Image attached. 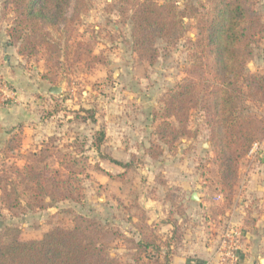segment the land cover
<instances>
[{
  "label": "rangeland",
  "instance_id": "rangeland-1",
  "mask_svg": "<svg viewBox=\"0 0 264 264\" xmlns=\"http://www.w3.org/2000/svg\"><path fill=\"white\" fill-rule=\"evenodd\" d=\"M10 1L0 0V184L6 181L11 196L6 201L0 189V232L11 227L22 240L36 239L71 228L81 215L97 220L106 252L121 264H264V228L254 227L264 196L240 197L251 169L264 164V136L255 142L257 157L240 159L236 182L226 189L200 107L189 113V134L165 141L160 133L163 97L190 77L200 26L190 7L206 0H155L189 10L180 39L156 41L153 64L132 51L130 11L119 0H70L63 22L45 27L49 47L20 55ZM252 1L264 22V0ZM251 47L246 70L263 74L264 31ZM240 110L264 128L263 104L242 102ZM98 132L104 137L97 150ZM41 149L47 155L39 163ZM43 164L47 178L69 180L73 198L50 200L16 170ZM257 190L255 196L264 194ZM235 230L237 249L229 243ZM145 238L155 239L159 254L152 246L137 251Z\"/></svg>",
  "mask_w": 264,
  "mask_h": 264
},
{
  "label": "trees",
  "instance_id": "trees-1",
  "mask_svg": "<svg viewBox=\"0 0 264 264\" xmlns=\"http://www.w3.org/2000/svg\"><path fill=\"white\" fill-rule=\"evenodd\" d=\"M129 10L132 51L141 60L153 64L158 56L157 40L174 42L184 34L183 18L188 8L181 9L173 1L119 0ZM14 19L11 33L19 42L18 54L31 55L38 48L50 45L49 32L63 22L70 0H11ZM197 17V39L191 44L193 64L190 77L175 84L163 97L166 120L160 133L165 141L189 134L186 125L189 113L200 107L210 129L212 149L222 180L230 189L236 182L237 165L252 145L262 139L261 121L240 110L242 102L264 105V73L246 70L256 35L264 31V22L252 0H206L198 7H190ZM172 118V121L168 120ZM166 132H169L165 136ZM104 137L98 132L95 147L98 150ZM38 162L47 152L40 150ZM122 165L117 160L108 159ZM62 166V164H59ZM67 167V166H65ZM34 183L50 200L73 198L69 180L47 175L46 164L26 165L16 169ZM44 171V172H43ZM58 175V169L54 170ZM47 178L48 187L43 180ZM26 182L25 177L21 178ZM46 183V184H47ZM6 181L0 189L6 191ZM15 194V189L12 188ZM4 199L11 200L9 190ZM155 239L145 238L136 243L137 251L154 247L160 253ZM138 260V258H136ZM167 261V260H166ZM0 264H121L106 252L101 225L95 219L76 216L71 228L54 227L36 239H20L11 227L0 232Z\"/></svg>",
  "mask_w": 264,
  "mask_h": 264
},
{
  "label": "crops",
  "instance_id": "crops-1",
  "mask_svg": "<svg viewBox=\"0 0 264 264\" xmlns=\"http://www.w3.org/2000/svg\"><path fill=\"white\" fill-rule=\"evenodd\" d=\"M264 162V161H263ZM260 163H262V162H260ZM264 164L262 163V164H260V166L259 165H257L256 167H255V170L254 169H251V171L253 172H251L252 174H251V176L249 177V180H247V181H245V183H244V186L245 187H247V190L245 189L244 191L242 190V192H240V197L241 198H244L245 197V199H246V197H253L252 198V200H254V199H257L256 197L258 196V198L261 196V195H263L264 196V194L262 193V194H259V195H254V189L256 188V189H258L257 191H262V192H264V184H256V182H263L264 181V172L263 171H259L258 172V170L260 169V167H262ZM258 166H259V168H258ZM254 172H256V173H254ZM248 184V185H247ZM263 202H262V200L260 199L258 202H256V206H258V207H261V206H263V204H262ZM261 205V206H260ZM241 206H239V207H236L235 209H238V208H240ZM248 210V209H247ZM249 211V210H248ZM252 212H255L256 214H257V209H253V211ZM258 214L256 215V221L254 222V227H258V228H260V232H262V228H264V215L263 216H259V219H258ZM249 239H250V236H249Z\"/></svg>",
  "mask_w": 264,
  "mask_h": 264
},
{
  "label": "built area",
  "instance_id": "built-area-1",
  "mask_svg": "<svg viewBox=\"0 0 264 264\" xmlns=\"http://www.w3.org/2000/svg\"><path fill=\"white\" fill-rule=\"evenodd\" d=\"M259 150H260V144L257 142V143H254L253 145H252V147L250 148V150L248 151V153H247V157L248 158H252L253 160L255 159V157H257V155L259 154L258 152H259ZM232 231V230H231ZM232 235H237L236 237H232L231 238V240H230V246H233V248L234 249H237V247H238V245H237V242H238V238H239V236H240V232L239 231H233V234ZM232 253H230V255H231ZM233 255V254H232Z\"/></svg>",
  "mask_w": 264,
  "mask_h": 264
},
{
  "label": "water",
  "instance_id": "water-1",
  "mask_svg": "<svg viewBox=\"0 0 264 264\" xmlns=\"http://www.w3.org/2000/svg\"><path fill=\"white\" fill-rule=\"evenodd\" d=\"M50 92L51 93H54V94H59V92H60V88L59 87H51V89H50ZM192 199L193 200H197L198 198H197V194H196V192H193L192 193ZM263 261V260H262Z\"/></svg>",
  "mask_w": 264,
  "mask_h": 264
}]
</instances>
